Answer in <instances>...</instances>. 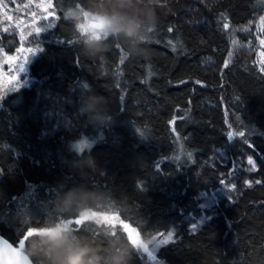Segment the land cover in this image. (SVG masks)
I'll use <instances>...</instances> for the list:
<instances>
[{
	"label": "trees",
	"instance_id": "obj_1",
	"mask_svg": "<svg viewBox=\"0 0 264 264\" xmlns=\"http://www.w3.org/2000/svg\"><path fill=\"white\" fill-rule=\"evenodd\" d=\"M73 5L85 11L77 0H51L50 25L30 41L0 33L7 53L26 43L38 49L27 83L0 100V234L19 246L28 230L60 219L51 204L58 185L86 184L121 199L124 210L112 213L147 243L183 224L207 192L214 216L156 246L154 262L138 250L131 264H264V73L251 28L264 0H159L149 55L138 58L118 42L101 57L83 56ZM86 91L108 98L113 126H93L79 111ZM84 138L91 144L78 153L74 142ZM225 145L229 164L208 165ZM241 150L255 158L251 183L240 176L238 198L226 203L216 194L230 184ZM80 156L102 171L83 179L69 166ZM73 228L101 245L113 230L94 220ZM114 231L131 243L125 228Z\"/></svg>",
	"mask_w": 264,
	"mask_h": 264
},
{
	"label": "clouds",
	"instance_id": "obj_2",
	"mask_svg": "<svg viewBox=\"0 0 264 264\" xmlns=\"http://www.w3.org/2000/svg\"><path fill=\"white\" fill-rule=\"evenodd\" d=\"M83 3L89 18L103 21V27L87 32L77 29L80 52L90 59L107 53L118 42L130 58L147 57V43L160 23L159 0H77ZM69 16L79 25L85 18L79 7L73 5ZM79 111L86 115L93 126L108 128L115 124V116L108 98L94 92H84L79 101ZM91 141L87 138L74 142V149ZM73 171L87 180L102 170L90 156H80L69 161ZM54 215L35 227L34 234L25 241L23 255L31 264H131L133 254L139 250L121 234L108 235L103 244L77 233L71 224L72 217L83 218L92 212H115L124 210V202L110 191L100 187L89 188L86 184L66 187L58 185L51 200ZM159 264L166 261L158 260Z\"/></svg>",
	"mask_w": 264,
	"mask_h": 264
},
{
	"label": "rangeland",
	"instance_id": "obj_3",
	"mask_svg": "<svg viewBox=\"0 0 264 264\" xmlns=\"http://www.w3.org/2000/svg\"><path fill=\"white\" fill-rule=\"evenodd\" d=\"M54 13L51 8V0H0V33L1 31H17L23 41H30L32 37L37 33L36 29L39 28L40 32H43V28L50 25ZM256 29V35L258 40V49L254 54V61L257 67L261 70L264 68V15L256 23L251 26ZM248 27L242 28L243 33H247ZM236 41L233 46L235 47ZM234 49V48H233ZM234 52V51H233ZM38 53V49L25 44L19 47L14 53H7L0 46V100L8 92L15 90L25 85L26 73L28 71L29 63L33 57ZM21 65H23V71H21ZM264 73V71H262ZM232 137V135H231ZM180 156L176 157L181 159L184 157L182 149L179 147ZM235 164V173L233 178L225 189L217 192V198L222 199L226 197V203L235 201L242 187L241 183L250 184L249 178L247 177V171L253 164H249L248 161L251 159L254 161V156L247 153L244 150L239 151L236 155H233ZM231 161V155L228 151L227 145L216 148L207 162L208 165H223L226 166ZM247 173V174H246ZM201 207L199 210L193 212L184 219L183 224L179 222H173L167 232L164 234H158L149 241L144 242L140 239V236L136 230L128 232L130 237H135L138 241V245H135L145 255L146 259L150 262L156 260L154 248L164 243L163 241L168 237L169 233H172V239L174 236L180 235L184 228L190 230L200 228L206 220L211 218L217 213L216 200L211 193L202 192L199 195ZM112 219L108 223H101L111 227L114 225V229L118 227L124 228V222H122L114 213H109ZM143 245H147V250L143 248Z\"/></svg>",
	"mask_w": 264,
	"mask_h": 264
},
{
	"label": "snow or ice",
	"instance_id": "obj_4",
	"mask_svg": "<svg viewBox=\"0 0 264 264\" xmlns=\"http://www.w3.org/2000/svg\"><path fill=\"white\" fill-rule=\"evenodd\" d=\"M84 18H85V22L80 23L78 25L79 29H82L83 31L87 32L89 30H96V29H100L103 27V21L99 20L97 18H89L88 13L81 10ZM224 27H227V24L224 25ZM36 32L39 33L40 29L37 28ZM264 43V42H262ZM21 71H23V65H21ZM261 71H264V68L261 69ZM149 75H151V73L149 72ZM85 87H87V85H85ZM240 135H243V133H240ZM85 144H81L80 148L81 151H83ZM249 164H253L254 161H252L251 159L248 161ZM259 183V181H258ZM112 219V217L109 215V213L107 212H92L91 215L85 214V216L83 218H76L74 221L72 219H69L67 221H65V223L71 224L73 226L74 225H82L85 221H89V220H94L97 224H101V223H108L110 220ZM111 228L113 229L112 231H110L108 234L109 235H114L115 231H114V225L111 226ZM124 228L127 229L128 225L125 224ZM36 231V229L32 228L30 230L27 231V234L24 236L23 241L21 243H19V249L22 250L24 248L25 245V241L31 237L34 232ZM172 233L168 234V237L163 241L164 243H167L169 240L172 239ZM131 238V243L133 245H138V241L135 237H130ZM4 245L13 253H16V255L19 257V260L17 261V264H31V261L28 259V257L21 255L19 252H17V250L15 248L12 247L11 244H8V242L3 241ZM143 248L145 250H147V245H143Z\"/></svg>",
	"mask_w": 264,
	"mask_h": 264
},
{
	"label": "water",
	"instance_id": "obj_5",
	"mask_svg": "<svg viewBox=\"0 0 264 264\" xmlns=\"http://www.w3.org/2000/svg\"><path fill=\"white\" fill-rule=\"evenodd\" d=\"M126 229L128 232L131 231L129 228ZM3 241L8 242V244H11L13 248L17 250L21 255H23L22 250L19 249V246L11 243L9 240H7L5 237H3L0 234V264H17V261L19 260V257L16 255V253L11 252L3 243Z\"/></svg>",
	"mask_w": 264,
	"mask_h": 264
}]
</instances>
